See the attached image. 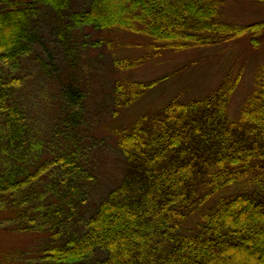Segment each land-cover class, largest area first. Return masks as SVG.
I'll use <instances>...</instances> for the list:
<instances>
[{"label": "trees", "instance_id": "1", "mask_svg": "<svg viewBox=\"0 0 264 264\" xmlns=\"http://www.w3.org/2000/svg\"><path fill=\"white\" fill-rule=\"evenodd\" d=\"M72 1L43 0L54 18L69 16L75 26L128 31L148 39L146 53L114 58L119 72L136 69L164 52L243 37L256 46L264 33V20L236 24L224 19L227 0H85L84 7L73 11ZM37 24L27 0H0V133L17 148L30 141L31 131L17 99L20 80L13 72L33 56ZM171 73L149 80L118 78L113 115ZM241 77V71L228 72L201 97L172 96L159 110L143 113L130 127L118 130L127 164L124 176L99 201L81 236L42 251L43 264H84L96 251L100 257L95 264H264V62L239 116L231 118L228 108ZM73 83L62 82L55 101L60 122L72 129L82 113V93ZM2 145L0 195L9 193L16 216L11 221L24 226L27 218L26 226L36 227L38 219L29 206L40 195L31 185L51 164L31 173L30 157L25 166L18 165L15 161L22 157ZM73 156L62 152L54 160L59 163L54 175L60 176V200L48 203L54 210L43 214L45 222L51 220L53 241L64 226L54 219L62 217L57 205H66L64 194L72 195L90 181H84L89 176L80 172Z\"/></svg>", "mask_w": 264, "mask_h": 264}, {"label": "rangeland", "instance_id": "2", "mask_svg": "<svg viewBox=\"0 0 264 264\" xmlns=\"http://www.w3.org/2000/svg\"><path fill=\"white\" fill-rule=\"evenodd\" d=\"M27 1L36 14L38 35L33 56L24 59L13 74L20 80L17 99L29 122L31 139L17 148L14 141L3 140L0 133V144L12 154L18 152L22 157L15 161L18 165L25 166L30 157L27 169L31 173L45 163L51 164V168L31 185V191L40 195L38 202L29 206L32 217L38 219V226H26L27 218L25 227L11 221L16 216L9 193L0 195V264H43L44 249L86 231V222L95 213L99 201L126 172V159L118 145L117 130L130 127L143 113L157 111L172 96L181 94L182 100L201 97L215 88L226 73L241 71L240 83L228 108L231 118H237L254 88L256 71L264 62L263 33L258 36L256 46L249 37H243L203 48L164 52L136 69L119 72L114 67V58L137 57L150 50L145 47L149 42L145 36L128 31H102L91 26L78 27L71 23L69 16L63 20L55 17V20L43 0ZM72 4L71 10H78L85 6V0H73ZM222 15L236 24L263 21L264 2L227 0ZM169 72L173 76L117 116L113 115V90L118 78L126 75L149 80ZM69 81H73L82 93V113L73 129L62 125L55 105L60 85ZM62 152L75 155L73 158L78 161L80 172L89 176L84 181H90L86 188H79L72 195L66 192L62 197L67 199L66 205H57L63 210L62 217L54 219H59L64 226L61 237L53 241L51 220L45 222L48 219L44 220L43 216L46 215L44 210H54L47 207L48 203L60 200L57 196L62 190L58 182L60 176L54 175L58 174L59 163L54 160ZM5 155L10 157L3 153V157ZM96 257H100L97 251L84 264H95Z\"/></svg>", "mask_w": 264, "mask_h": 264}]
</instances>
